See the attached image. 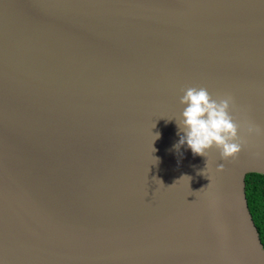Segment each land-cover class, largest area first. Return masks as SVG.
<instances>
[{
    "label": "water",
    "instance_id": "95a60500",
    "mask_svg": "<svg viewBox=\"0 0 264 264\" xmlns=\"http://www.w3.org/2000/svg\"><path fill=\"white\" fill-rule=\"evenodd\" d=\"M190 86L264 129V0H0V264H264V133L177 150Z\"/></svg>",
    "mask_w": 264,
    "mask_h": 264
},
{
    "label": "clouds",
    "instance_id": "9594fccd",
    "mask_svg": "<svg viewBox=\"0 0 264 264\" xmlns=\"http://www.w3.org/2000/svg\"><path fill=\"white\" fill-rule=\"evenodd\" d=\"M182 91L179 101L184 106L182 119L176 123L178 134H183L174 146L177 150L186 144L193 155L206 157L210 150L216 149L221 160H235L243 150L242 131L248 136L264 133V129L251 120L237 122L232 115L236 103L231 94L214 98L207 88L191 86ZM217 171H224V164H219ZM156 181L165 186L162 181Z\"/></svg>",
    "mask_w": 264,
    "mask_h": 264
},
{
    "label": "trees",
    "instance_id": "16d2710c",
    "mask_svg": "<svg viewBox=\"0 0 264 264\" xmlns=\"http://www.w3.org/2000/svg\"><path fill=\"white\" fill-rule=\"evenodd\" d=\"M247 191L251 212L264 244V174L250 173Z\"/></svg>",
    "mask_w": 264,
    "mask_h": 264
}]
</instances>
